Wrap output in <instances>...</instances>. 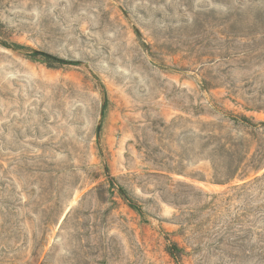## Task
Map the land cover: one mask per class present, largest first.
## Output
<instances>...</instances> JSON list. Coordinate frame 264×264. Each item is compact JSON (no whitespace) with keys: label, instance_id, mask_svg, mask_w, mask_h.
<instances>
[{"label":"rangeland","instance_id":"rangeland-1","mask_svg":"<svg viewBox=\"0 0 264 264\" xmlns=\"http://www.w3.org/2000/svg\"><path fill=\"white\" fill-rule=\"evenodd\" d=\"M0 264H264V0H0Z\"/></svg>","mask_w":264,"mask_h":264},{"label":"trees","instance_id":"trees-1","mask_svg":"<svg viewBox=\"0 0 264 264\" xmlns=\"http://www.w3.org/2000/svg\"><path fill=\"white\" fill-rule=\"evenodd\" d=\"M237 121H242V122H247V123H250L248 118H246L245 116H241L240 118H237ZM113 180L114 178L111 177ZM115 185V184H113ZM122 195H123V199L126 200V201H129V198L122 192ZM131 203V202H130ZM130 205H133V204H130ZM168 252L169 254L175 258V259H179V255L181 253V249L177 246V244H171L168 246Z\"/></svg>","mask_w":264,"mask_h":264}]
</instances>
